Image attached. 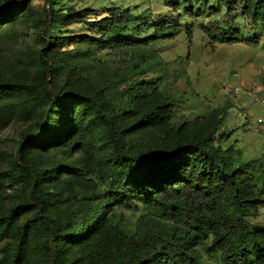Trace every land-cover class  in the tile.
Segmentation results:
<instances>
[{"label":"trees","instance_id":"obj_1","mask_svg":"<svg viewBox=\"0 0 264 264\" xmlns=\"http://www.w3.org/2000/svg\"><path fill=\"white\" fill-rule=\"evenodd\" d=\"M33 1L0 0V34ZM242 1L254 23L264 15V0ZM53 2L39 49L22 67L0 64V130L23 124L13 150L0 151V264H203L200 249L220 264H264V225L251 221L264 207V162L221 146L228 105L176 125L178 97L160 91L152 43L179 21L138 39L125 37L129 10L90 21L94 10L56 13ZM55 22L95 35L54 37ZM226 35L231 44L238 32ZM152 205L161 214L143 211L129 230L123 212Z\"/></svg>","mask_w":264,"mask_h":264},{"label":"rangeland","instance_id":"obj_2","mask_svg":"<svg viewBox=\"0 0 264 264\" xmlns=\"http://www.w3.org/2000/svg\"><path fill=\"white\" fill-rule=\"evenodd\" d=\"M176 1L180 3L176 10L167 6V0H54L53 9L56 13L91 9L94 13L88 18L90 21L106 17L113 10L120 13L129 10L133 22L125 37L138 39L151 35L154 26L173 24L178 20L180 32L152 43L164 62L160 69V91L179 100L173 123L194 121L228 105L230 110L221 132H228L230 136L220 143L221 146L234 145L246 160L264 162V132L257 124V119L263 116V108L256 101L261 99L260 92L264 90V15L260 13L254 23L244 12L242 0H236V9L231 15L217 0H173ZM46 6V0H34L31 14L4 28L0 34V64L7 66L13 61L22 67L29 59L26 54L39 49V28L46 19ZM232 28L238 35L236 42L229 44L224 37H228L226 33ZM51 34L54 37L95 35L85 24L78 22H55ZM109 57V51L96 55L103 62ZM22 128L23 124L16 122L0 130V151L13 150ZM143 211L161 214L154 205L140 207L137 212L124 211L129 230L134 229L136 219ZM251 221L264 225V207ZM209 246L210 242L207 243ZM3 247L0 246V263L5 258ZM200 254L203 264H220L210 259L204 249H200Z\"/></svg>","mask_w":264,"mask_h":264},{"label":"built area","instance_id":"obj_3","mask_svg":"<svg viewBox=\"0 0 264 264\" xmlns=\"http://www.w3.org/2000/svg\"><path fill=\"white\" fill-rule=\"evenodd\" d=\"M260 93L262 94L261 99H257L256 101L260 102V104H261V106L263 108V110H262V115L263 116H261V117H259L257 119V124L259 126L264 127V90H262Z\"/></svg>","mask_w":264,"mask_h":264},{"label":"crops","instance_id":"obj_4","mask_svg":"<svg viewBox=\"0 0 264 264\" xmlns=\"http://www.w3.org/2000/svg\"><path fill=\"white\" fill-rule=\"evenodd\" d=\"M263 132H264V127H263ZM244 157V156H243Z\"/></svg>","mask_w":264,"mask_h":264}]
</instances>
